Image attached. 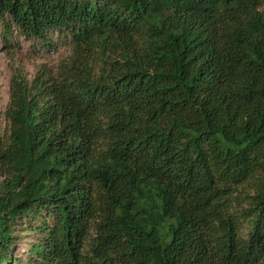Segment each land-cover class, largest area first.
Masks as SVG:
<instances>
[{"label":"trees","instance_id":"trees-1","mask_svg":"<svg viewBox=\"0 0 264 264\" xmlns=\"http://www.w3.org/2000/svg\"><path fill=\"white\" fill-rule=\"evenodd\" d=\"M71 54L10 77L0 264H264V0H0Z\"/></svg>","mask_w":264,"mask_h":264},{"label":"rangeland","instance_id":"rangeland-1","mask_svg":"<svg viewBox=\"0 0 264 264\" xmlns=\"http://www.w3.org/2000/svg\"><path fill=\"white\" fill-rule=\"evenodd\" d=\"M63 35L55 34L50 46L34 38H26L11 28L10 33L0 26V143L6 139L8 122L4 111L9 101L10 77L18 71L33 78L42 70L54 73L61 60L71 54ZM2 179V177H0ZM16 242L12 247V260L7 264H32L29 247L38 235L25 227L16 230Z\"/></svg>","mask_w":264,"mask_h":264}]
</instances>
